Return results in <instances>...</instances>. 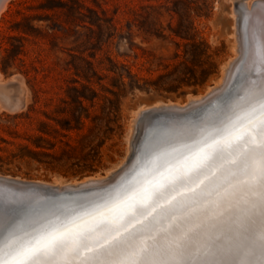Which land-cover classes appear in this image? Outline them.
I'll use <instances>...</instances> for the list:
<instances>
[{
    "label": "rangeland",
    "instance_id": "1",
    "mask_svg": "<svg viewBox=\"0 0 264 264\" xmlns=\"http://www.w3.org/2000/svg\"><path fill=\"white\" fill-rule=\"evenodd\" d=\"M232 3L8 0L0 81L12 101L0 98V177L80 180L122 164L138 105L184 101L219 78L231 54ZM115 62L148 87L130 88L126 70L118 79ZM187 68L189 82L170 88Z\"/></svg>",
    "mask_w": 264,
    "mask_h": 264
},
{
    "label": "snow or ice",
    "instance_id": "2",
    "mask_svg": "<svg viewBox=\"0 0 264 264\" xmlns=\"http://www.w3.org/2000/svg\"><path fill=\"white\" fill-rule=\"evenodd\" d=\"M251 83L235 119L210 123L199 138L193 124L146 141L149 175L100 197L103 211L67 213L0 190V264H264V77ZM220 103L226 110L230 99Z\"/></svg>",
    "mask_w": 264,
    "mask_h": 264
},
{
    "label": "bare ground",
    "instance_id": "3",
    "mask_svg": "<svg viewBox=\"0 0 264 264\" xmlns=\"http://www.w3.org/2000/svg\"><path fill=\"white\" fill-rule=\"evenodd\" d=\"M7 2L8 0H0V14L4 10ZM231 15H232L231 54L229 55L227 60L222 64V69L219 78L215 80L212 85H208L202 93L195 95L190 94L187 96L186 100L184 101L169 100L166 102H162L156 100L151 103L138 105L135 108L134 110L135 113L132 117L133 130L130 132L129 135L130 137L129 140L132 146L129 147L130 152L126 154L127 158L129 154H131L132 152V148H133L132 141L136 132V125L139 119L144 121L148 120V122L151 124L150 126L151 129L156 130V133L159 131L164 132L168 130H173L177 137L184 135V133L188 129H193V124H194L191 123V121L187 122V120L185 119L191 115L195 116L197 113H199V116L202 115L203 113L202 110L205 107H207L209 104H211L210 99L222 91V89L226 86L230 78L233 76L234 69L237 68L240 65V63L241 65L237 72L238 75L233 81V84H236L235 91H237V93L240 96L239 95H238L239 97L236 96L237 98H235V100L232 101L230 99V105L238 106L239 108L241 105L247 102L249 91L252 89L251 81L255 80L257 77H264V63L260 62V56H259V53L261 51H264V0H233L231 6ZM244 17H246V20L242 22V19ZM245 47L251 48V52L247 58L242 57V50ZM242 60L243 62H241ZM245 76L251 77V79L248 81L247 86H245V84L242 83ZM2 83L3 82L0 81L1 100L8 102L12 101V98L9 95L1 91ZM22 101L23 99L21 97H16L13 99V103L15 105H19ZM198 106L199 108H196ZM213 112L215 111H212V113ZM208 115L209 114H207V116ZM215 115L216 114H213L211 116H215ZM208 117H206L205 119H207ZM160 124L161 127H159ZM203 130L207 131L209 129L205 127V129ZM199 132H201V129L198 130V132H194L197 135V138H199V134L201 135V133ZM175 146L179 147V144H175ZM126 160L118 167L116 166L113 170L108 171L105 175L94 174L92 176L84 177L80 180H70V181H65L61 179L53 180L49 182H44L40 180L38 181L52 186V191L50 193H63L66 191L81 192L90 189V187L91 188L99 187L112 181L119 174L120 169H123L125 167L124 163L126 162ZM151 166L152 165L150 163L144 165L142 172L135 174L133 178H131L130 180L132 182H135V180L139 179L141 176H148L149 168ZM224 166L227 168L228 167L227 163H225ZM179 191H182L185 193V195H188L185 189H180ZM2 192L5 196H8L12 199H17V200L27 199L25 198V196H22V194H19L18 192H15L13 190H10L9 192L2 190ZM117 192L118 190L114 192L112 191L109 194L115 196ZM109 194H107L104 198L107 199ZM94 198H93L94 201L95 200L98 201L87 202L84 205L83 209L81 208V210H75L74 212L83 213L85 211L92 212L94 210L103 211L104 209L102 205L104 201L100 200L97 197L96 199ZM212 199H215V197H213ZM253 199L255 198L253 197ZM94 203L95 205H92ZM98 204L101 205V207L99 209H96L95 206ZM90 206L92 207L89 208ZM204 206L209 207L210 205L205 204ZM76 209H79V207H77ZM70 212L71 211H69L68 213ZM200 219H203V217H200ZM193 222H196L195 218ZM163 226L165 228L167 227V221L164 222ZM189 226L190 225H186V227ZM137 227H139V225H137ZM157 228L158 229L160 228L159 224L157 225ZM252 229L253 231L258 232L259 223L257 222L256 224H254L252 226ZM97 239L100 241L101 244L104 243L103 237L98 236ZM147 239H148L147 234L141 236V240L147 241ZM84 255H88V253H84ZM223 259L230 260L231 257L226 256ZM248 259H251V257H249ZM74 264H79V261L78 260L74 261ZM192 264H198V261L194 260ZM257 264H259L258 260H257Z\"/></svg>",
    "mask_w": 264,
    "mask_h": 264
},
{
    "label": "water",
    "instance_id": "4",
    "mask_svg": "<svg viewBox=\"0 0 264 264\" xmlns=\"http://www.w3.org/2000/svg\"><path fill=\"white\" fill-rule=\"evenodd\" d=\"M245 20L246 17L242 19V22ZM240 65L234 69L233 76L230 78V80L222 89V91L210 99L211 104H209L202 110L203 113L198 121H194L192 119L194 117L193 115L188 116L185 119L187 120V122L191 121V123H194L196 125V127L193 129L194 132H198V130L200 129H205V127L208 128L209 124L214 121L224 120L225 122H227L229 119H233L235 118V116L242 114L241 110L239 109H242L246 105V103L243 105L240 104L241 106L239 108L238 106L230 105L229 103V107L223 111V105L220 103L221 99L226 97L231 99V101L235 100L236 96H232L235 91L231 89L233 86V81L238 75L237 72L240 68ZM216 109H218L219 111ZM212 111L215 112L212 113ZM207 114H209V117L207 116ZM213 114L216 115L211 116ZM206 117L208 118L205 119ZM150 126L151 124L148 122V120L144 121L139 119L136 125V132L132 141V152L131 154H129L126 162L124 163L125 167L123 169H120L119 174L112 181L102 186L93 188L90 187V189L81 192L66 191L63 193H50L52 191V186H50L49 184L41 183L37 179H6L4 177H0V190H5L8 192L10 190H13L15 192H18L19 194H22V196H25V198H27L25 199L26 201H33L37 204L43 203L47 200H52L60 211H66L67 213L69 211L74 212L75 210H81V208H76L81 204L85 205L87 202L98 201H94V197V199H96V197L100 198V196L105 197L110 192L119 190L120 185L131 181L130 179L133 178L135 174L142 172L143 166L149 163L148 159L145 157V143L146 141L150 140L153 136L160 133V131L156 133V130H152ZM159 127H161V124L159 125ZM199 133H201V135L203 134L202 132ZM92 205H95V203ZM91 207L92 206H90L89 208Z\"/></svg>",
    "mask_w": 264,
    "mask_h": 264
},
{
    "label": "trees",
    "instance_id": "5",
    "mask_svg": "<svg viewBox=\"0 0 264 264\" xmlns=\"http://www.w3.org/2000/svg\"><path fill=\"white\" fill-rule=\"evenodd\" d=\"M177 32H180V31H177ZM182 36L185 37L186 35H182ZM188 43H190V42H186V44H188ZM123 70H126L128 76H129L128 84H129L130 88L133 87L135 84H138L139 86H147L145 84L138 83V79L139 78L136 76L135 73L130 71L129 66H128L127 63H125V62H120L119 64L117 62L114 63V71L116 72L118 79H121V77L123 75ZM188 70L190 71L191 69L187 68V69L179 70L181 73L177 74L174 77V79L178 80V83L170 84L169 87L170 88L171 87L177 88V86L180 85V82L185 81V80H186V82H189L190 79H189V77H186V74H185ZM193 80H194L193 82H202L204 80V76L196 77ZM122 83H125V82L122 81ZM156 84H157L156 87L158 88L160 85H158V83H156Z\"/></svg>",
    "mask_w": 264,
    "mask_h": 264
}]
</instances>
